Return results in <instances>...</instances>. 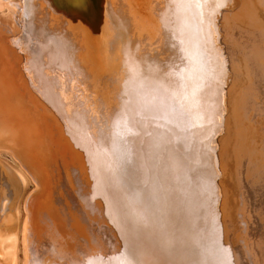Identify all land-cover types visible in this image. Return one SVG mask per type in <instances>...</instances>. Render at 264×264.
Masks as SVG:
<instances>
[{"label":"water","instance_id":"obj_1","mask_svg":"<svg viewBox=\"0 0 264 264\" xmlns=\"http://www.w3.org/2000/svg\"><path fill=\"white\" fill-rule=\"evenodd\" d=\"M0 264H264V0H0Z\"/></svg>","mask_w":264,"mask_h":264}]
</instances>
